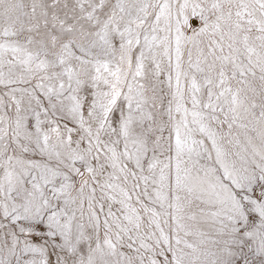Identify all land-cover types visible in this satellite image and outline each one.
Listing matches in <instances>:
<instances>
[{"label":"snow or ice","instance_id":"snow-or-ice-1","mask_svg":"<svg viewBox=\"0 0 264 264\" xmlns=\"http://www.w3.org/2000/svg\"><path fill=\"white\" fill-rule=\"evenodd\" d=\"M0 264H264V0H0Z\"/></svg>","mask_w":264,"mask_h":264}]
</instances>
